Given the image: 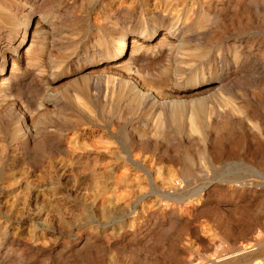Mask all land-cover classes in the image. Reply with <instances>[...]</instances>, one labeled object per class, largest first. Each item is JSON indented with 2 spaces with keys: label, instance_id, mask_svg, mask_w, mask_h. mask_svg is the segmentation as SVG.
Segmentation results:
<instances>
[{
  "label": "rangeland",
  "instance_id": "374dc122",
  "mask_svg": "<svg viewBox=\"0 0 264 264\" xmlns=\"http://www.w3.org/2000/svg\"><path fill=\"white\" fill-rule=\"evenodd\" d=\"M211 263L264 264V0H0V264Z\"/></svg>",
  "mask_w": 264,
  "mask_h": 264
},
{
  "label": "bare ground",
  "instance_id": "6f19581e",
  "mask_svg": "<svg viewBox=\"0 0 264 264\" xmlns=\"http://www.w3.org/2000/svg\"><path fill=\"white\" fill-rule=\"evenodd\" d=\"M27 26V25H26ZM159 36V35H158ZM117 41L113 44V50H115L114 52H116V54H118V55H122V53H123V51H124V49H125V42H126V37H125V35H118L117 36ZM161 40V39H160ZM143 41V40H142ZM163 41V40H162ZM23 43V42H22ZM25 43V42H24ZM110 43V42H109ZM134 45V44H133ZM138 48V47H137ZM136 48V49H137ZM134 50V49H133ZM132 50V51H133ZM27 51V50H26ZM29 52V51H28ZM26 53V52H25ZM134 55V54H133ZM26 56V55H25ZM131 56V55H130ZM135 56V55H134ZM108 57V56H107ZM127 57V56H126ZM103 58V57H102ZM8 60V59H7ZM128 60H126L125 62H127ZM112 62V61H111ZM118 65V64H117ZM126 65V64H125ZM129 65V64H128ZM9 66V65H8ZM124 66V65H123ZM115 67V66H114ZM113 67V68H114ZM130 68H131V66H130ZM180 68V67H179ZM98 69V68H97ZM101 70V69H100ZM117 70V69H116ZM129 70H131V69H129ZM92 71V70H91ZM115 71V70H114ZM122 71V70H121ZM126 71V70H125ZM77 72V71H76ZM223 72V71H222ZM129 73V72H128ZM219 73V72H218ZM73 74V73H72ZM122 74V73H121ZM132 74V72L130 73V75ZM134 74V73H133ZM83 75V74H82ZM81 75V76H82ZM129 75V76H130ZM139 75V74H138ZM222 75V74H221ZM103 76V75H102ZM126 76V75H125ZM128 76V77H129ZM186 76V75H185ZM90 77V76H89ZM97 77V76H96ZM131 77V76H130ZM95 78V77H94ZM118 78V77H117ZM140 78V77H139ZM165 78V77H164ZM168 78V77H167ZM120 79V78H119ZM130 79V78H129ZM135 79V78H134ZM133 79V80H134ZM166 79V78H165ZM114 82H116L115 80H113ZM136 81V80H135ZM137 81H138V79H137ZM142 81V80H141ZM168 81V80H167ZM170 81V80H169ZM93 82V81H92ZM98 82V81H97ZM125 82V81H124ZM156 82V81H155ZM90 83V82H89ZM88 83V84H89ZM129 83V82H128ZM142 83H143V81H142ZM145 83V82H144ZM162 83H163V81H162ZM133 84V83H132ZM136 84V83H135ZM138 85V84H137ZM159 85V84H158ZM162 85V84H161ZM164 85V84H163ZM142 86V85H141ZM146 86V85H145ZM144 86V87H145ZM93 87H95V86H93ZM143 87V86H142ZM141 87V88H142ZM199 87V86H198ZM95 88H97V87H95ZM154 88V87H153ZM137 89V88H136ZM169 89V88H168ZM154 90V89H153ZM93 91V90H92ZM91 91V92H92ZM140 91V90H139ZM145 91H146V89H145ZM209 91V90H208ZM218 91H219V89H218ZM225 91V90H224ZM95 92V91H94ZM154 93V92H153ZM197 93V92H196ZM212 93V92H211ZM210 93V94H211ZM221 93V92H220ZM91 94V93H90ZM142 94V93H141ZM151 94V93H150ZM182 94V93H181ZM203 93H201V95H202ZM154 95V94H153ZM191 95V94H190ZM161 97V96H160ZM178 97V96H177ZM189 99H191V98H189ZM198 99V98H197ZM92 100V99H91ZM150 101V100H149ZM176 101V100H175ZM93 102H97V101H93ZM159 102V101H158ZM160 103V102H159ZM182 103H184V102H182ZM212 104V103H211ZM172 106V105H171ZM95 107V106H94ZM162 107V106H161ZM238 107V106H237ZM96 108V107H95ZM164 108V107H163ZM187 108H189V107H187ZM213 108V107H212ZM214 109V108H213ZM216 109V108H215ZM162 110V109H161ZM157 112V111H156ZM169 112V111H168ZM177 112V111H176ZM164 115V114H163ZM185 116H187V118L189 119V124L192 126V127H194V128H196V129H198V130H203L204 128H205V122H204V120H202L201 119V115L197 112V111H195V110H191L187 115H185ZM166 117V116H165ZM211 118V117H210ZM167 119V118H166ZM220 119H221V117H220ZM227 119V118H226ZM182 120V119H181ZM213 120V119H212ZM218 121V120H217ZM220 121V120H219ZM223 121V120H222ZM167 122V121H166ZM210 123V122H209ZM189 125V126H190ZM215 126V125H214ZM191 128V127H190ZM192 129V128H191ZM206 130V129H205ZM208 130H209V128H208ZM198 132V131H197ZM208 147V146H207ZM209 148H211V147H209ZM210 152V151H209ZM207 153V152H206ZM212 154V153H211ZM208 155V154H207ZM211 157V156H210ZM213 158H214V156H213ZM207 160H208V158H207ZM213 163V162H212ZM242 253L241 252H239V253H237L236 255H234V257H236V256H239V255H241ZM211 264H213V263H211Z\"/></svg>",
  "mask_w": 264,
  "mask_h": 264
}]
</instances>
